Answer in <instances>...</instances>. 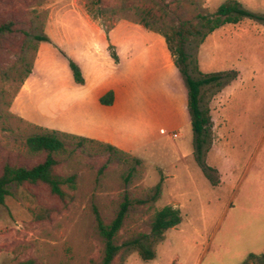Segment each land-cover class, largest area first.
Here are the masks:
<instances>
[{"label":"rangeland","instance_id":"1","mask_svg":"<svg viewBox=\"0 0 264 264\" xmlns=\"http://www.w3.org/2000/svg\"><path fill=\"white\" fill-rule=\"evenodd\" d=\"M226 1L0 0V25H12V33L0 42V175L5 165L30 168L42 162L45 154L30 153L25 142L46 130L56 132L68 150L56 157L55 173L76 175L75 189H65V201L41 183L11 186L0 206V264L29 259L35 264H101L103 241L94 212L109 223L125 199L134 203L116 237L120 250L111 264H261L264 22L243 19L224 25L202 43L193 34L198 17L211 15ZM233 1L264 16V0ZM126 35L132 41L143 36L163 41L166 65L173 66L183 83L168 82L165 93L180 107L186 101L188 115L177 56L164 36L174 54L183 46L193 78L199 73L237 74L226 86L202 89V107L208 108L211 125L202 158L214 169L209 172L213 182L196 162L190 122L177 129L159 127L149 143L139 145L140 139L129 137L132 149L77 134L84 116L103 124L100 115L112 113L90 102L88 81L122 72L118 49ZM36 36L49 42L37 43ZM70 62L79 67L83 84L74 81ZM148 93L141 99L148 102L152 118L157 98ZM129 109L124 108L126 116ZM165 206L178 210L181 222L157 239L151 223Z\"/></svg>","mask_w":264,"mask_h":264},{"label":"trees","instance_id":"2","mask_svg":"<svg viewBox=\"0 0 264 264\" xmlns=\"http://www.w3.org/2000/svg\"><path fill=\"white\" fill-rule=\"evenodd\" d=\"M197 28L193 30V34L198 35L199 43H202L204 39L217 29L227 24H237L243 19H250L257 22H264V16L255 14L245 9L240 3L230 0L226 1L212 13L211 15H201L198 17ZM12 33L11 23L0 25V42L5 36ZM169 46V51L173 56H177L175 65L178 68L184 84L187 89V107L190 115V126L193 134V144L195 149V159L203 172L205 178L213 182L209 172H214V169L207 167L203 162V147L206 144L210 136V117L208 108L202 107L203 97L202 89L204 87L216 86L221 88L228 85L230 82L236 79L237 74L233 71L219 72L213 74H201L198 78L190 76L187 60L188 56L184 51L182 45L176 50V54L172 52L169 45V40L164 36ZM35 41L37 43L49 42V38L46 36H36ZM70 70L73 75V79L77 84H83V77L80 69L74 62L69 63ZM30 74V70L27 71L25 79ZM100 104L110 106L113 103V93L109 91L103 97L99 99ZM67 136L68 135H64ZM81 143L89 141L88 139L78 138ZM91 142H95L90 140ZM26 147L30 153L33 154H45V158L37 165L27 168L24 166L5 165L0 175V206L5 205V200L10 196L11 186H15L16 189H20L25 185H37L39 183L44 184L51 195L56 196L60 201L69 199V195L65 189L73 190L76 186V175L62 177L55 173V167L58 164L56 160L57 156H64L68 153L65 143L57 137L54 131H45L41 134H35L26 139ZM109 151H115L111 145L99 143ZM159 192V186L156 189V194ZM139 204H143L142 201H136ZM133 201L125 199L119 207V210L114 219L105 223L97 211L94 212L95 227L99 237L103 241L102 260L101 264H111L114 258L117 256L120 246L116 244V237L122 228L124 219L127 215L128 209L133 206ZM181 222V218L178 210H175L169 206H165L157 210L154 214L153 221L151 223V234L157 239L162 238L163 234L171 228L176 227ZM150 257L152 254L145 251ZM249 258H254L253 255H249ZM261 264H264V254L260 256ZM19 264H35L33 260H25Z\"/></svg>","mask_w":264,"mask_h":264},{"label":"crops","instance_id":"3","mask_svg":"<svg viewBox=\"0 0 264 264\" xmlns=\"http://www.w3.org/2000/svg\"><path fill=\"white\" fill-rule=\"evenodd\" d=\"M112 32L108 35L110 40H112ZM130 36H125L122 47L118 49V63L124 66L122 72H119L118 76L113 75L100 81L92 78L88 81L92 88L90 102L95 107H103L112 113L100 115L104 119L103 124L99 118L91 115L84 116L85 118L75 128L78 135L92 140L110 142L119 149H132L126 142L129 137L134 136L135 140L140 139L139 145L149 143L157 136L159 127L169 125L177 129L189 125L190 122L186 101L180 107L170 95L166 94L168 82L177 79L178 85L183 86V83L173 66L166 65L163 41L155 36H143L132 41L133 38ZM141 41L144 43L142 47L139 46ZM101 66L102 63L99 62L98 70ZM94 73L91 72L90 76H95ZM109 91L113 93V103L110 106H102L99 99ZM147 93L157 98L152 118H150L148 102L141 99ZM127 106L130 109L126 116L124 108ZM64 131L75 132L74 129Z\"/></svg>","mask_w":264,"mask_h":264}]
</instances>
